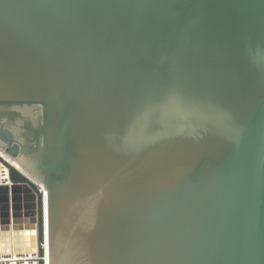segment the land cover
<instances>
[{
    "label": "water",
    "instance_id": "95a60500",
    "mask_svg": "<svg viewBox=\"0 0 264 264\" xmlns=\"http://www.w3.org/2000/svg\"><path fill=\"white\" fill-rule=\"evenodd\" d=\"M264 264V0H0V258Z\"/></svg>",
    "mask_w": 264,
    "mask_h": 264
},
{
    "label": "bare ground",
    "instance_id": "6f19581e",
    "mask_svg": "<svg viewBox=\"0 0 264 264\" xmlns=\"http://www.w3.org/2000/svg\"><path fill=\"white\" fill-rule=\"evenodd\" d=\"M28 257H12V258H0V264H38L36 262H32Z\"/></svg>",
    "mask_w": 264,
    "mask_h": 264
}]
</instances>
